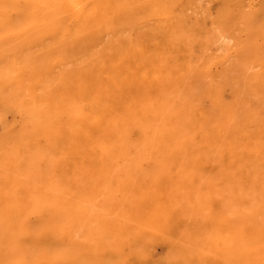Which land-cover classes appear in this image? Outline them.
Masks as SVG:
<instances>
[{"label":"bare ground","instance_id":"obj_1","mask_svg":"<svg viewBox=\"0 0 264 264\" xmlns=\"http://www.w3.org/2000/svg\"><path fill=\"white\" fill-rule=\"evenodd\" d=\"M207 20L264 88V0H0V264H264L261 134L166 96Z\"/></svg>","mask_w":264,"mask_h":264},{"label":"rangeland","instance_id":"obj_2","mask_svg":"<svg viewBox=\"0 0 264 264\" xmlns=\"http://www.w3.org/2000/svg\"><path fill=\"white\" fill-rule=\"evenodd\" d=\"M212 9L214 10L215 6ZM211 24L210 20L204 23L206 31L209 33L206 40L203 41L204 37L201 39L199 34H197L195 41L189 46L191 70L181 76L177 88H172L171 91L167 92L166 96L169 99L180 100L186 109L191 105L199 107L205 113L206 121L210 125H216V127L222 123L221 116L227 115L230 123L229 127L235 136L240 128H243L244 131H251L254 134H261L257 143L263 151V153L258 154L263 157L264 88L262 86L253 87L250 78L251 74L256 71L260 72L261 67L254 68L250 64L249 56L244 54L237 56L231 36H224ZM225 39L228 40L226 41ZM240 39L245 41L246 36L241 35ZM260 125H263L261 127V132L263 133L258 132ZM238 143L237 147H241L242 142L238 141ZM196 147L198 152L204 153L209 159H212L213 154H215V149L203 142L197 144ZM244 153L246 152L243 151L242 155ZM245 155L248 154L246 153ZM262 161H264V158ZM134 166L140 167L144 174L155 168L153 164H138ZM199 167L202 170L197 176L200 184L209 183L216 192V197L213 199L215 204L212 202V205L207 210L208 212L204 210L201 213L203 216L207 214L217 216L221 205V194H223L225 188L223 179L225 170L212 162L211 165L205 164ZM189 177L190 175H182V184L186 185ZM186 199L182 197L181 200L185 201ZM215 222L213 221V227L217 226ZM162 250H164L162 247L155 246L151 250L152 259L150 258L148 263L168 264V256H166L165 250L164 252ZM128 264H137V262L130 260ZM214 264L218 263L214 262Z\"/></svg>","mask_w":264,"mask_h":264}]
</instances>
